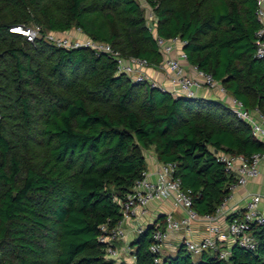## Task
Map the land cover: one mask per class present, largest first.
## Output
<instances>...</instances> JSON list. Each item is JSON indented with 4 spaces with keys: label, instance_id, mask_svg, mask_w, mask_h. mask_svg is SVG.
<instances>
[{
    "label": "trees",
    "instance_id": "1",
    "mask_svg": "<svg viewBox=\"0 0 264 264\" xmlns=\"http://www.w3.org/2000/svg\"><path fill=\"white\" fill-rule=\"evenodd\" d=\"M147 1L159 37L178 38L188 64L264 116L255 0ZM14 28L37 36L30 42ZM72 28L125 60L162 63L136 0H0V264H128L108 257L100 239L121 222L117 202L146 171L145 150L175 165L199 216L215 215L235 182L217 154L264 152L223 102L174 97L118 73L110 54L46 39ZM153 229L129 241L134 264H153ZM254 236L253 250L234 246L226 260L212 252L194 259L183 245L158 257L161 264H264V229Z\"/></svg>",
    "mask_w": 264,
    "mask_h": 264
},
{
    "label": "built area",
    "instance_id": "2",
    "mask_svg": "<svg viewBox=\"0 0 264 264\" xmlns=\"http://www.w3.org/2000/svg\"><path fill=\"white\" fill-rule=\"evenodd\" d=\"M255 5V16L260 25L256 32L255 56L264 58V0H255ZM151 10L153 12L152 8ZM152 12L148 14V19L145 21L147 29L152 34L162 56V63L159 66L166 71L167 87L163 89L170 92L174 97L195 98L198 97L200 89L215 91L226 96V91L210 75H206L188 64L186 54L181 49L182 42L178 38L166 40L155 33L157 19ZM11 30L22 29L14 28ZM37 32V29L23 31L30 42L37 36ZM46 39L58 47L66 49L88 48L95 53L110 54L116 61L117 72L128 76L135 73L137 69L148 66L145 61L138 59L125 60L103 42L90 39L84 43L68 42L50 34L46 35ZM223 103L238 120L250 128L251 135L255 139L264 143V116L257 109L245 108L239 100L232 96H228L227 101ZM216 158L218 162L224 164L225 172L234 178L235 182L232 184V189L243 187L250 180L259 176V165L264 159V152L253 154L250 157L219 153ZM162 201H172L175 208L182 210L183 215L176 219L171 213H168L164 215L163 223L158 220L153 223L152 244L149 247V251L155 255L153 264H161V259L158 256L162 255V249L167 244L170 235L188 230L194 222H202L206 225L207 236L199 241L183 239L180 241V245H183L185 251L194 257L200 256L204 252H212L223 260L229 257L230 250L234 246L253 250L256 246L255 229L258 227L264 229V216L259 211L260 195L250 196L243 211L231 213L227 216L225 223L220 224L217 218L224 203L217 209L215 215L199 216L192 209L190 191L182 189L181 181L176 176L175 165L159 163L154 180L148 177L147 171L143 172L142 178L133 184L125 199L117 202L123 218L111 235L100 239L101 242L107 244L106 253L108 257L116 255V249L112 242L122 240L125 237L122 228L123 223L137 211L145 210L150 203ZM229 217H233V219L228 220Z\"/></svg>",
    "mask_w": 264,
    "mask_h": 264
},
{
    "label": "crops",
    "instance_id": "3",
    "mask_svg": "<svg viewBox=\"0 0 264 264\" xmlns=\"http://www.w3.org/2000/svg\"><path fill=\"white\" fill-rule=\"evenodd\" d=\"M161 67V66H156ZM162 68V67H161ZM165 71V70H164ZM166 76V71H165ZM166 78V77H165ZM167 87V80L165 79L164 88ZM212 94H216L215 97ZM227 93V92H226ZM228 93L226 96L220 95L215 91H208L206 89H200L198 91V97L205 99H213L221 102H226ZM225 99V100H224ZM147 156L144 154L146 162V171L148 172V177L151 180L155 179V171L158 168L159 161L156 159L155 153L152 151L145 150ZM260 174L253 180H250L243 187H235L231 189L229 197L223 204V208L219 211L217 220L220 224H224L226 218L231 213H236L243 211L246 207V204L250 196L258 194L261 197V202L259 205V211L264 216V159L259 165ZM171 213L176 219L182 217L183 212L179 208H175V205L172 201H162V202H152L150 203L145 210L137 211L129 220L123 223L122 228L125 232V237L121 241H129L133 239L139 230L144 229L148 225H153V223L160 217L165 214ZM150 217L147 222L142 226L140 223L142 219ZM207 236L206 225L202 222H194L188 230H182L170 235L167 244L162 249V255H173L176 253L177 248L180 245V241L183 239H189L193 241H199L202 238ZM130 237V238H129Z\"/></svg>",
    "mask_w": 264,
    "mask_h": 264
},
{
    "label": "rangeland",
    "instance_id": "4",
    "mask_svg": "<svg viewBox=\"0 0 264 264\" xmlns=\"http://www.w3.org/2000/svg\"><path fill=\"white\" fill-rule=\"evenodd\" d=\"M138 3L140 9L142 10L144 18L148 19V14L152 12L151 6L149 5L147 0H136ZM153 13V12H152ZM54 37H59L61 40H67L68 42H78V43H84L87 38L76 28H72L69 32L66 33H48ZM131 80H142L144 82H147L149 85L157 86L160 88H164L165 85V71L162 67H142L140 69H137L135 73L129 76ZM212 96L215 97L214 94L210 93ZM225 100V99H224ZM148 151H152L154 153L153 148H149ZM147 153L144 151V154L147 156ZM150 217H146L145 219H142L141 225L143 226L145 222ZM130 238V237H129ZM128 241V240H127ZM127 241H116L114 243L115 249H116V255L111 257L112 260H114L116 263L120 261H125L128 264H134V258L132 257V253L129 250ZM197 257L195 256L194 259Z\"/></svg>",
    "mask_w": 264,
    "mask_h": 264
},
{
    "label": "clouds",
    "instance_id": "5",
    "mask_svg": "<svg viewBox=\"0 0 264 264\" xmlns=\"http://www.w3.org/2000/svg\"><path fill=\"white\" fill-rule=\"evenodd\" d=\"M13 31H20V32H22L23 33V31L22 30H11V32H13ZM14 33V32H13ZM17 34H19V33H17ZM20 35H23V36H25L24 35V33L23 34H20Z\"/></svg>",
    "mask_w": 264,
    "mask_h": 264
}]
</instances>
